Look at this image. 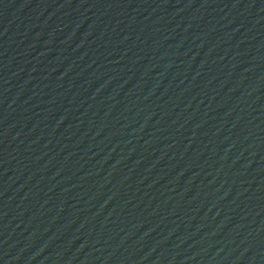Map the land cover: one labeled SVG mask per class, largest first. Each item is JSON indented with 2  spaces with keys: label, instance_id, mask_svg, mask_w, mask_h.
<instances>
[{
  "label": "water",
  "instance_id": "1",
  "mask_svg": "<svg viewBox=\"0 0 264 264\" xmlns=\"http://www.w3.org/2000/svg\"><path fill=\"white\" fill-rule=\"evenodd\" d=\"M0 264H264V0H0Z\"/></svg>",
  "mask_w": 264,
  "mask_h": 264
}]
</instances>
